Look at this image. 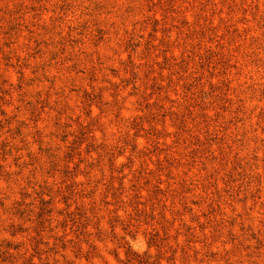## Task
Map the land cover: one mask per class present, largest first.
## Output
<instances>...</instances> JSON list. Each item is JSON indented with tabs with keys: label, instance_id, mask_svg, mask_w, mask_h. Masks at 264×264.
Masks as SVG:
<instances>
[{
	"label": "rangeland",
	"instance_id": "1",
	"mask_svg": "<svg viewBox=\"0 0 264 264\" xmlns=\"http://www.w3.org/2000/svg\"><path fill=\"white\" fill-rule=\"evenodd\" d=\"M0 264H264V0H0Z\"/></svg>",
	"mask_w": 264,
	"mask_h": 264
}]
</instances>
